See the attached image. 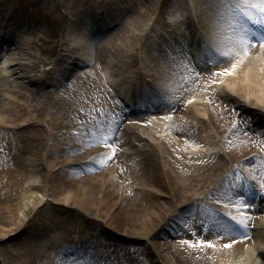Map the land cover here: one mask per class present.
<instances>
[{
    "label": "bare ground",
    "instance_id": "obj_1",
    "mask_svg": "<svg viewBox=\"0 0 264 264\" xmlns=\"http://www.w3.org/2000/svg\"><path fill=\"white\" fill-rule=\"evenodd\" d=\"M223 6L224 4L222 8ZM173 8L177 11L176 7ZM141 10L146 11V7L142 5L135 9L134 17L140 15ZM188 10L193 11L190 7ZM215 11H219V8L209 9L206 14L200 11L198 13L202 15L199 22L185 23L186 26L192 27L193 32L190 33L192 37L198 34L206 37L223 53L221 56L213 53L207 56L200 70L195 69V64L203 61L204 58L201 57L203 50L211 52L205 47L207 43L202 40L203 37L193 47L194 42L189 43L190 46L186 41L181 44L184 49L182 61L175 53L170 57L172 52H164L165 57H161L166 59L167 63H164L158 60L156 55L154 58L137 55L136 61V58L133 59L135 52L130 48L113 51V44L115 47L117 42L124 41L123 37L108 36L109 33L97 36L92 32L94 27L87 28L89 29L87 35L84 34L85 32H80L81 37L78 40L80 50L77 52L82 57L81 61L86 65L89 64L88 67L93 68L95 65L98 67L97 78L91 77V88L80 91V98L85 103L75 96L69 97L68 94V89L76 86V82L73 81H78L88 74V72L85 74L83 69L79 71L81 67L73 73L71 82L65 80L66 74L62 79L51 81L53 83L51 89L42 91L41 85L45 82L40 76L35 79L30 75L20 77L26 78L29 85L35 83L34 89L17 83H8L4 86L2 83L6 82L3 78L5 74L1 72H8L6 65L13 64L9 58L5 59L4 66H0V142L4 144V146L0 145V182L2 183L0 189L2 187L4 189L0 194V237H9L8 231H15L18 227L25 226L21 225L24 217L31 216L33 209L47 199L54 188H57L53 191L56 194H67L62 198L59 195L54 196L55 202L60 206L65 205L68 209L74 207L93 217L105 218V227L96 232L95 240L89 242L86 247L72 249V254L68 255H57L48 250L53 243L50 242L51 238L46 237L51 234L45 233L46 236L39 237L37 228L26 232V228L21 227L20 229L24 231L20 232V229L18 231L22 235L26 232L27 243L32 247H45L47 250L45 254L52 255V258L32 250L24 255L25 257L18 264H46L45 261H50L51 264H152V262L154 264H264V201H257V205L262 208L260 212L247 213L245 219L241 218V215L245 214H240L237 208L231 206L225 209L230 212L231 217L240 221V225H246L248 231L242 228L240 230L225 218L202 208L195 220L197 223L204 225V220L207 226L214 227L218 222H222L226 227L216 232L207 228L208 232H203L204 229L200 232L182 233L186 223L193 220L191 215H195L196 218L193 212L195 202L202 203L203 198L210 200L217 194H229L235 190L243 192L241 184L238 188L225 187L228 185L225 183L228 180L226 174L220 178H218L220 175L213 176L212 188L208 190L207 185L199 193L197 188L201 186L197 185L199 183L196 184V181H201V178H197V175L211 167L216 169L217 166L197 162L195 159L198 155L182 149V142L186 138H196L206 145L214 141L215 135L203 129L202 124L199 123L201 116L192 114L195 108L189 105L191 98L203 95V89L211 81H214L212 86L222 88L218 91H213L211 88L212 95L204 109L213 127L221 133L224 155L227 159L230 157L239 159L241 166L251 179L254 178L256 185L261 184L259 180L264 176L258 167L248 164L255 159L252 157L254 151H259L257 148L263 149L264 146L256 141L251 133L245 132L252 127L264 126V47L257 43L255 47L245 50L238 44L237 47L233 45L232 49L230 44H233L234 39L230 38L239 35V21L230 20L225 16L224 23L219 28L212 26ZM110 21L104 20L96 29L100 30L102 26L109 25ZM244 23L247 24V21L245 20ZM82 24L87 26V22L82 21ZM233 25H237L235 32ZM248 27L255 28L251 24H248ZM141 28L142 25L139 29ZM91 32L92 34L89 35ZM135 36L136 34H131V37ZM2 39L7 42L10 38L5 35ZM173 44L181 46L176 44L175 40ZM235 48L239 49V54L236 56H234ZM224 53L228 55L225 56ZM73 65L71 63V68ZM225 71L229 74L215 75ZM9 77L13 80L19 78L15 74ZM141 77H143L142 81L150 77L155 82L152 86L145 83L147 95L143 96L141 92L145 88L140 81ZM183 80L187 89L179 96L186 103L178 104L173 100L169 107L163 108L161 103L158 108L154 107L160 100L159 91L164 93L166 84L172 83V86L175 84L176 89L179 88L181 91L180 88L183 86L179 81ZM93 81L106 82L110 87L109 93L102 88L96 92ZM35 92L39 94L38 102L32 97ZM119 92L125 96L126 101H122V106H127V111L133 112L147 105L145 112L139 110L129 117L121 113L120 108L118 111L114 107L113 117L108 113L104 114L99 106L102 97L105 94L115 97V93ZM87 97H92L96 105L87 103ZM44 98H47L50 104L45 102ZM63 98L66 100L63 101ZM63 104L77 107L71 118L68 117L66 110L62 111ZM241 108H244L243 112ZM47 110H51V117H48ZM238 111L240 112L237 114ZM171 112L176 113L178 117L171 115ZM120 113L123 115L120 124L122 129L115 142L121 144L120 147L126 151L132 146H137L139 153L133 158H126L124 156H129L130 152L116 151L113 163L100 170L98 168L106 163L107 154L100 148L91 146L97 143L99 136L103 139L111 136L109 132L114 128L112 118L118 119ZM259 115L260 117H257ZM70 119H74L75 123L72 124ZM244 121L248 122V126L243 124ZM44 122L53 131L52 134L45 128ZM165 122L173 136L156 137L155 142L132 131L133 128L141 130L142 123L151 125L153 130L159 128L162 131ZM66 126L68 128H64ZM99 126L101 128L105 126L102 134L97 131ZM65 137L67 139L62 141ZM174 150L179 152L176 153ZM220 155L219 151L218 156ZM33 167L37 170L39 182L25 184ZM118 173L121 175L120 180L115 181ZM130 177H136L138 185L132 187L128 184L122 185L121 180L126 182ZM53 180L56 182L53 183ZM223 184H226L224 188H222ZM26 185L29 188H25ZM219 187L222 189L218 190ZM188 189H192V192H185ZM36 193H40V196ZM251 198V204L257 200L255 194ZM227 199L219 201L224 202ZM20 212L21 218H19ZM29 219L30 217L27 221ZM171 220L177 221V225L165 231L166 226L170 227ZM13 221H19L20 224L11 227L15 223ZM41 228L46 229V226ZM251 228L253 231L249 230ZM176 230L180 232L179 236ZM117 233L134 238L116 240ZM167 234L174 236L168 238ZM215 235H219V240L216 241L218 251H214L215 247L207 246L212 244ZM243 235H248V239L245 240ZM135 238L144 239L146 245L144 246L142 242L140 244L142 248L136 247L135 242L132 241ZM158 238L160 241H156ZM197 242H204L203 257L199 256L191 246ZM112 244L119 249V252H111L103 246ZM225 244H230L231 247L225 248ZM97 246L98 250L93 251ZM4 254L9 258L17 257L16 252L10 248H7ZM140 255L142 258H139ZM102 256L107 257L108 262H103ZM144 256L149 257L150 260ZM122 258L126 261H122Z\"/></svg>",
    "mask_w": 264,
    "mask_h": 264
},
{
    "label": "rangeland",
    "instance_id": "obj_2",
    "mask_svg": "<svg viewBox=\"0 0 264 264\" xmlns=\"http://www.w3.org/2000/svg\"><path fill=\"white\" fill-rule=\"evenodd\" d=\"M216 3V0H0V35H6L10 39H13L17 43V46L23 49L22 53L28 57L27 59H25L24 70H19L18 74L24 75L26 73L31 77H35L42 75L44 71L47 70L46 74L42 77L46 80L47 83L48 81L62 79V77L65 75V71H63V65H65L64 60H71V57L74 58V56L77 54L76 50L79 40V32L82 29H86V25L82 24V21L84 23L87 22L88 28H97L104 20L112 21L115 19L116 15L121 14V9H126L128 11V15L125 18L123 27L117 30V33L115 34V38L123 37L125 39L124 41L120 40L119 42H117V44L115 45L116 52H118V49L124 50L125 48H130L133 49V52H135V56L133 55V59L136 58V61L137 55L138 57L145 55L153 58L156 55V57H158V60L164 61V63H167L166 59L161 58L165 57L164 52H172L170 54V57H172L173 53H175L182 61V54L184 52V49L181 44L184 42V39H188V37L192 38L191 34L185 28L186 26H184L183 24L186 22H189L190 24L193 20H200V16L202 14H199L198 12L201 11V13L206 14V12L209 11L210 8L214 7ZM136 4H138V7L144 5L147 12L145 10H141L139 13L140 15L134 17L133 13L137 8H135L133 11L131 9H133V6H135ZM173 6L176 7L177 11L174 10ZM189 7L190 9L192 8L193 11H189ZM219 13V11H215V15H213V17L215 16L214 21L219 18ZM91 22H93V24H91ZM141 25L142 28L139 29ZM132 33L136 34L134 38L131 37ZM126 40L129 41L127 42ZM173 40H175L176 44H180L181 46H174ZM234 42L235 40H233V43ZM11 44L13 43L11 42ZM166 44H168L169 46H167ZM237 44L238 43H236L235 47H237ZM233 45L234 44H230L232 49ZM238 50V48H235L234 54H236V52L237 54H239ZM130 51L132 52V50ZM133 59L132 61H134ZM176 59L179 60L177 57ZM94 72L95 73L91 71L90 74L86 78H84L83 82L78 83L77 86L71 87L68 90L69 97L75 96L79 101L82 100V103H85L83 102V99L80 98V91L84 88L79 87L81 85L85 86V81L89 82L92 76L94 78H97V71ZM46 75L47 77H45ZM17 81V84H23L25 86L29 85L26 79H17ZM140 81L144 84L145 88L142 91L143 95H147L146 84L148 82L146 80L142 81V78H140ZM94 83L95 81L92 82V84ZM104 85V83L96 82L94 86L95 91L98 92L100 91V88H102L104 91L108 92V87L106 88V86ZM34 86L35 83L30 88L32 89ZM212 88L213 91H216L217 89L222 87L218 88V86H213ZM206 90L208 91L204 92L203 95L193 98L192 100H194V102L190 105H192L191 108H195V111L192 114H197L205 118H201L199 123L202 124L203 129L206 132L213 133L215 135L214 141H212L211 146H202L200 142H198L197 139L194 138L192 139V141L195 143H192L190 146L184 145L182 149L185 152L198 155L195 159L197 162H202V164L213 166L216 164L217 166L216 169H212L211 167L206 169L204 173L197 175V178H201V181H196V184L198 182L199 184L197 185L201 186L200 188H197L199 193L203 191V187L206 188L207 185L209 188L208 190L212 188L213 182L211 181L213 176L220 175L218 177L220 178L225 174H227L228 176V180L225 182L228 183V185L225 186L226 184H223L222 188H224V186H235L238 188L240 187L239 184H241L243 186V192L235 190L236 192L233 191L229 194H217L210 200H208L207 198H203L202 203L201 201L194 203L193 212L198 216L202 208H204L206 211L216 214L217 216L219 215V217H221L222 214L220 213V205H223V203L225 202L230 203L231 206L235 205L237 208L239 207L240 209H238V212L240 214L246 213L247 211H249L248 207L251 200L250 196L253 195L255 191H259L261 193L264 189V176L259 180L261 184L256 185L254 183V178H250L247 171L241 166L239 159L237 160L231 157L230 159H227V157L224 155L222 148L223 142L220 139L221 133H219L213 127L212 122H210L209 118L206 116V111H204L205 103L212 95V89L210 90V88H206ZM38 96L39 94L37 92L33 93L32 95L34 100L37 102ZM102 98L103 100L101 104H103L104 106L107 104L106 107L101 108V110H103L102 112L104 114L108 112L110 116L114 115V107H111L109 105V102L112 101V105H116L117 102H115L111 97L109 98L108 94H105V96H103ZM44 100L45 102H48L50 104L47 98H44ZM65 100L66 98H63V101ZM87 100L90 103L94 102V99H92V97H87ZM234 105L235 103H233V106ZM62 106H64V108L61 107L62 111L66 110L69 118H71L72 115L75 114L74 110L77 109V107L70 106L69 104H63ZM241 110L243 112L244 108H241ZM46 112H48V117H51V110H47ZM178 114L180 115V113ZM171 115H174L176 118L178 117L176 113L171 112ZM257 117H260V115ZM70 120L72 124L75 123L74 119ZM243 124H245V126H248V122L246 121H244ZM45 127L50 131V134H52L53 131L49 126L47 127L46 123ZM102 130H104V128H101L100 126L99 129L97 128V131L100 134H102ZM262 130H264V126L256 128L252 127L245 132H249V134L251 133L253 136H255L256 141L264 146V134ZM168 131L169 136H172V131L170 128H168ZM140 132L141 131H137L136 133ZM61 133H63V131ZM145 135H147L148 138L155 142L153 137H149L150 134ZM160 137L165 136L160 135ZM100 138L101 136H99L98 140ZM66 139L67 138L65 137L64 139H62V141H65ZM98 140L96 142H102L103 137L99 141ZM0 145L4 146L2 142H0ZM113 145H115L117 148V144ZM257 149L259 151H256L260 153V156H252L255 157V159L253 162L249 161L248 164L258 167L259 170H261L264 174V148ZM174 151L176 153L179 152V150ZM219 151L221 152L220 156H218ZM77 152L81 153L80 151ZM126 152H130V154L129 156L126 155L124 157L132 158L133 156L138 155L139 147L132 146L130 149H127ZM121 155L123 156V154ZM108 157H111V159H108L106 163H110L112 161V158H116V155L115 153H109ZM106 163L105 166H101L98 169L101 170L106 168ZM233 168L234 170H232ZM229 172L230 174H228ZM29 173V177L25 180V184L35 182L38 183L39 175L37 174V170L33 167L31 172ZM130 174L133 175L132 173ZM120 177L121 175L118 173L117 179L115 181L120 180ZM52 182L55 183L56 181L53 180ZM121 182L122 185L128 184L134 186L137 185V178L130 177L129 179H126V182L125 180H121ZM195 186L196 185H194V187ZM25 188H29L28 185H26ZM222 188L219 187L218 190ZM3 190L4 189L2 187L0 189V194ZM55 190H57V188H54L48 198L43 200L33 209V214L29 216L30 219L28 221L27 219L29 217H24V222L21 223V225L25 226H20L15 231H8L9 237H0V264H18V262L25 257L24 255H26L28 252H32V250L41 253H45L47 251L45 247H32V245H29L27 243L25 233L32 231L30 230L32 228L38 229V232L40 233L39 237L46 236L45 233L51 234L46 237L51 238L52 240L50 242L53 243L51 245V248H49L48 250H51L53 253L58 254L69 249L71 244L77 241L78 238L90 239V237L95 236L94 233L97 229L101 230L105 227L104 223L101 222L103 221V218L101 216L93 217L86 212L78 210L74 207H70L68 209L65 205L60 206L59 203L55 202L54 196L59 195L53 192ZM250 190H252L253 193H250ZM185 192L190 193L192 192V189H188V191ZM36 195L40 196V193H36ZM66 195L59 196L62 198L66 197ZM225 198L228 199L224 202L219 201L220 199ZM21 216L22 213L20 212L19 218H21ZM193 216L195 215L192 214L191 219L194 218ZM13 222L15 223L11 227L20 224L19 221ZM203 222L204 225L201 224V226L204 227L203 229L211 228L212 230H214V232L226 227L225 223L222 222H219V224L217 225L215 224L214 227L207 226L204 220ZM191 223L192 222L186 223V225L188 224L187 230L190 231L195 227L201 228L197 223H195L194 227L193 224L191 225ZM174 225H177V221L171 220L169 223L170 227L166 226L165 231L173 228ZM42 226H46V229L41 228ZM21 227L26 228L27 230L24 235L20 234V232L24 231L20 229ZM18 229H20V232L18 231ZM176 231L178 233V230ZM167 236L168 238H172L174 235L169 236L167 234ZM129 238L134 237H127L123 234L117 233L116 240H124ZM149 238L150 237H148L147 239L149 240ZM244 238L245 240L248 239V237ZM132 241L135 242L136 247L140 246L142 242L144 243V246L146 245L144 239L135 238V240ZM156 241H160V239L158 238L156 239ZM244 241H242V243ZM110 246L112 247L109 249L111 252H119V249H116L113 244ZM7 248H10L14 252H16L17 257L9 258V256H6L4 252ZM196 252L199 256H204L203 249ZM45 255H47L48 257H52V255L49 254ZM31 256L32 255H29V257ZM139 257L142 258L141 255ZM144 257L147 258V256ZM103 258L104 257L102 256V259ZM147 259L150 260L149 257ZM121 260L126 261L125 258H122ZM102 261L107 262V259H103ZM45 263L49 264L48 261H45Z\"/></svg>",
    "mask_w": 264,
    "mask_h": 264
},
{
    "label": "snow or ice",
    "instance_id": "obj_3",
    "mask_svg": "<svg viewBox=\"0 0 264 264\" xmlns=\"http://www.w3.org/2000/svg\"><path fill=\"white\" fill-rule=\"evenodd\" d=\"M217 3L227 5L226 13L228 18L239 21L238 29L239 35L232 37L236 43L240 44L245 50L250 47H255L257 43L264 47V0H216ZM247 21V24L244 21ZM248 24L254 25L255 28L248 27ZM233 31L237 30V25H233ZM225 56L228 53H224ZM229 74L227 71L223 73H216L215 75ZM108 138L105 137L106 141ZM111 159V157H109ZM234 220L235 218L232 217ZM239 223V222H237ZM240 227L246 231L247 226L241 224ZM187 243V241H185ZM192 247L204 246V242H197L192 244ZM208 247L214 245L208 244ZM225 248L231 247L230 244H225Z\"/></svg>",
    "mask_w": 264,
    "mask_h": 264
}]
</instances>
